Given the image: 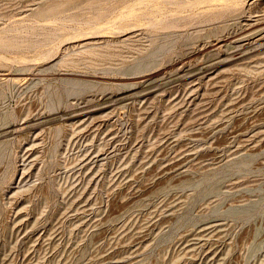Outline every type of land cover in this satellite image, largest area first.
I'll use <instances>...</instances> for the list:
<instances>
[{
	"label": "rangeland",
	"instance_id": "1",
	"mask_svg": "<svg viewBox=\"0 0 264 264\" xmlns=\"http://www.w3.org/2000/svg\"><path fill=\"white\" fill-rule=\"evenodd\" d=\"M0 264H264V0H0Z\"/></svg>",
	"mask_w": 264,
	"mask_h": 264
}]
</instances>
